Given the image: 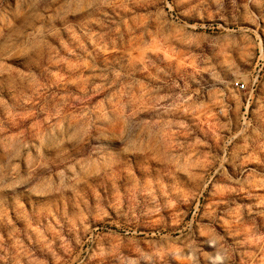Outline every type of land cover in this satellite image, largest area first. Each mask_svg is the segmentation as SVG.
Here are the masks:
<instances>
[{"label": "rangeland", "instance_id": "374dc122", "mask_svg": "<svg viewBox=\"0 0 264 264\" xmlns=\"http://www.w3.org/2000/svg\"><path fill=\"white\" fill-rule=\"evenodd\" d=\"M0 264H264V0H0Z\"/></svg>", "mask_w": 264, "mask_h": 264}, {"label": "built area", "instance_id": "2783aa9c", "mask_svg": "<svg viewBox=\"0 0 264 264\" xmlns=\"http://www.w3.org/2000/svg\"><path fill=\"white\" fill-rule=\"evenodd\" d=\"M235 85L238 87H243L242 84L239 85L238 83H236Z\"/></svg>", "mask_w": 264, "mask_h": 264}]
</instances>
